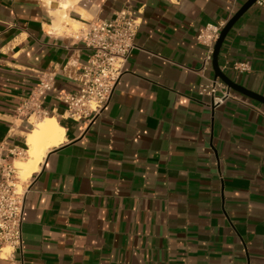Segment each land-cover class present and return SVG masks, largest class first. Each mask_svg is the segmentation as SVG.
I'll list each match as a JSON object with an SVG mask.
<instances>
[{"label":"crops","instance_id":"crops-1","mask_svg":"<svg viewBox=\"0 0 264 264\" xmlns=\"http://www.w3.org/2000/svg\"><path fill=\"white\" fill-rule=\"evenodd\" d=\"M244 1L0 0V148L25 150L44 116L64 129L27 180L22 248L0 264H264V102L230 87L212 107L200 92L215 72L196 35ZM59 2L76 31L54 26ZM126 6L136 46L98 116L68 117L50 92L46 114L15 113L43 71L77 89L91 53L79 28ZM218 62L264 95L263 6L234 22Z\"/></svg>","mask_w":264,"mask_h":264},{"label":"built area","instance_id":"built-area-1","mask_svg":"<svg viewBox=\"0 0 264 264\" xmlns=\"http://www.w3.org/2000/svg\"><path fill=\"white\" fill-rule=\"evenodd\" d=\"M264 7V0H255ZM141 24V16L135 15L130 7H122L110 18H94L87 26L80 27L76 36L91 49L89 58L82 65L77 77L79 85L75 90L56 88L53 70L43 71L38 82L31 89L27 98L14 109L17 114H46L41 106V94L53 93L65 104L63 114L75 120L91 119L98 116L108 102L116 81L119 79L125 62L136 46L135 36ZM223 23H206L197 33L196 39L207 44L204 63L209 61L212 46L217 39ZM234 68L248 70L246 61H235ZM200 92L211 97L209 105L216 106L234 96L230 87L215 77L200 85ZM25 154V150L12 146L0 148V254L4 246L9 250L5 259L13 260L16 250L22 248V223L24 197L27 180H20L15 157ZM1 257V256H0Z\"/></svg>","mask_w":264,"mask_h":264},{"label":"bare ground","instance_id":"bare-ground-1","mask_svg":"<svg viewBox=\"0 0 264 264\" xmlns=\"http://www.w3.org/2000/svg\"><path fill=\"white\" fill-rule=\"evenodd\" d=\"M61 9L56 8V20L54 26H60L61 21L67 26H76L77 21L70 19L65 13L66 4L59 2ZM81 13V12H80ZM60 24V25H59ZM64 27V26H63ZM73 28V27H72ZM59 29V28H57ZM35 121V120H34ZM64 139V129L60 126L54 116H44L34 122L33 127L26 133V158L24 160L14 159L17 167L18 177L28 178L39 168V164L43 159L46 151L58 145ZM18 158V157H15ZM9 250L8 246H4L2 254L5 256ZM3 257V256H2Z\"/></svg>","mask_w":264,"mask_h":264},{"label":"water","instance_id":"water-1","mask_svg":"<svg viewBox=\"0 0 264 264\" xmlns=\"http://www.w3.org/2000/svg\"><path fill=\"white\" fill-rule=\"evenodd\" d=\"M255 0H245L242 5L234 12V14L226 21V23L222 26L220 33L217 37V39L214 42L213 45V51H212V65L215 72V77H220L223 81L227 83L229 87H233L239 91H242L245 94H248L256 99H259L264 102V95L257 93L255 91H252L250 89H247L246 87H243L242 85L236 83L233 79H231L223 70L220 69V65L218 62V55L219 50L222 44L223 39L225 38L227 32L231 28V26L234 24V22L239 18V16L248 8L250 7ZM214 107V106H212Z\"/></svg>","mask_w":264,"mask_h":264},{"label":"rangeland","instance_id":"rangeland-1","mask_svg":"<svg viewBox=\"0 0 264 264\" xmlns=\"http://www.w3.org/2000/svg\"><path fill=\"white\" fill-rule=\"evenodd\" d=\"M80 25H83V24H79V25L76 24V26H73V25H71V26H67L65 29H67V30H70V29H71V30L76 31ZM72 27H73V28H72ZM38 120H39V119H38ZM38 120H35L34 122H36V121H38ZM26 155H27V154H26V152H25V154H24L23 156H20V157H18V158H16V159L24 160V159L26 158ZM17 175H18V173H17ZM19 179H20V180H22V179L27 180L28 178L25 179V178H20V177H19Z\"/></svg>","mask_w":264,"mask_h":264}]
</instances>
